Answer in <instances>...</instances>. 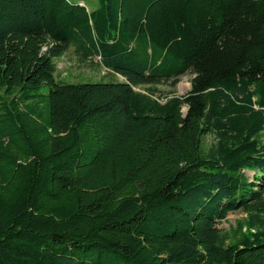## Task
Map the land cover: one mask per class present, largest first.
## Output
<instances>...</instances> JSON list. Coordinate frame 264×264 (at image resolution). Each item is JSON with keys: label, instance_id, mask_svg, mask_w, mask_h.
<instances>
[{"label": "trees", "instance_id": "16d2710c", "mask_svg": "<svg viewBox=\"0 0 264 264\" xmlns=\"http://www.w3.org/2000/svg\"><path fill=\"white\" fill-rule=\"evenodd\" d=\"M263 132L264 0H0V264H264Z\"/></svg>", "mask_w": 264, "mask_h": 264}, {"label": "rangeland", "instance_id": "374dc122", "mask_svg": "<svg viewBox=\"0 0 264 264\" xmlns=\"http://www.w3.org/2000/svg\"><path fill=\"white\" fill-rule=\"evenodd\" d=\"M72 3H79L81 1L90 9L95 8L98 4V0H68ZM98 59L95 58L92 62H87L82 64L78 61L75 54L73 53L72 48H69L68 51L54 59L55 63V77L57 80L63 82H99V81H108V80H121L122 78L117 76L116 78L112 76L108 70L99 66L96 62ZM192 74L190 72L182 75L174 87H170L168 84H160L156 86L157 92L155 96L158 98H165V96L184 95L190 88V79ZM41 93L46 94L48 92V86L42 85ZM186 108L183 107L182 111L185 112ZM45 114V111L43 112ZM264 136V132H263ZM211 141V137L207 136L205 143L208 144ZM244 176L252 180L254 172L249 170L242 171ZM246 214L242 210H235L229 212L226 217L217 222V227L223 231L233 230L237 226V223L241 221Z\"/></svg>", "mask_w": 264, "mask_h": 264}, {"label": "crops", "instance_id": "0c3cea01", "mask_svg": "<svg viewBox=\"0 0 264 264\" xmlns=\"http://www.w3.org/2000/svg\"><path fill=\"white\" fill-rule=\"evenodd\" d=\"M81 4H83L81 1H80ZM89 8V7H88Z\"/></svg>", "mask_w": 264, "mask_h": 264}, {"label": "built area", "instance_id": "2783aa9c", "mask_svg": "<svg viewBox=\"0 0 264 264\" xmlns=\"http://www.w3.org/2000/svg\"><path fill=\"white\" fill-rule=\"evenodd\" d=\"M98 60H99V58L98 57H96Z\"/></svg>", "mask_w": 264, "mask_h": 264}, {"label": "bare ground", "instance_id": "6f19581e", "mask_svg": "<svg viewBox=\"0 0 264 264\" xmlns=\"http://www.w3.org/2000/svg\"><path fill=\"white\" fill-rule=\"evenodd\" d=\"M104 68V67H103ZM104 69H106V68H104ZM107 70V69H106Z\"/></svg>", "mask_w": 264, "mask_h": 264}, {"label": "water", "instance_id": "95a60500", "mask_svg": "<svg viewBox=\"0 0 264 264\" xmlns=\"http://www.w3.org/2000/svg\"><path fill=\"white\" fill-rule=\"evenodd\" d=\"M186 112V111H185Z\"/></svg>", "mask_w": 264, "mask_h": 264}]
</instances>
